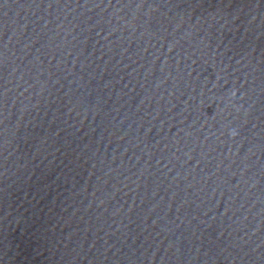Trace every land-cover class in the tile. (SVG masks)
Returning <instances> with one entry per match:
<instances>
[{"label":"clouds","instance_id":"obj_1","mask_svg":"<svg viewBox=\"0 0 264 264\" xmlns=\"http://www.w3.org/2000/svg\"><path fill=\"white\" fill-rule=\"evenodd\" d=\"M232 134H233V135H235V133H234V132H233Z\"/></svg>","mask_w":264,"mask_h":264}]
</instances>
